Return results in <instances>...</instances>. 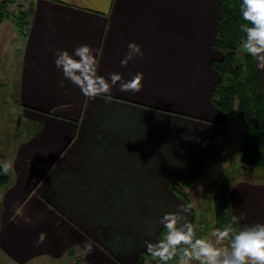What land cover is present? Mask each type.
Here are the masks:
<instances>
[{
	"label": "crops",
	"instance_id": "obj_1",
	"mask_svg": "<svg viewBox=\"0 0 264 264\" xmlns=\"http://www.w3.org/2000/svg\"><path fill=\"white\" fill-rule=\"evenodd\" d=\"M28 2L31 19L19 31L12 76L30 132L9 152L0 189V263L136 264L159 240L165 213L203 234L209 217L195 213L191 221L189 210L181 212L187 204L169 179L190 184L182 188L188 193L213 160L203 141H227V117L210 98L221 78L212 67L223 56L213 46L220 0ZM130 42L143 58L121 67ZM82 44L94 49L105 78L142 73V91L117 85L111 96H84L54 63L57 50ZM238 171L229 210L246 226L264 223V172ZM41 232L46 239L37 246Z\"/></svg>",
	"mask_w": 264,
	"mask_h": 264
},
{
	"label": "clouds",
	"instance_id": "obj_2",
	"mask_svg": "<svg viewBox=\"0 0 264 264\" xmlns=\"http://www.w3.org/2000/svg\"><path fill=\"white\" fill-rule=\"evenodd\" d=\"M241 12L243 20L248 22L240 26L245 34L241 51L255 59L258 69L264 70V0H243ZM128 49L121 60V67H126L128 61L135 56L143 58L140 45L130 42ZM55 55V66L62 71L64 78L89 99L111 96L117 85L118 91L133 94L139 93L144 87L142 73H137L129 80H124L119 73H110L107 78L99 75L94 49L87 44L76 47L71 53L57 50ZM10 168L8 162H0V169L4 174ZM190 207L181 205L180 211L187 212ZM181 219L183 217H178L176 213H165L160 223L167 230L166 235L163 239L146 245V251L163 264L172 260L184 245L188 247L183 249L179 264H188L192 260L199 264H264V223H255L242 230L231 226L218 229L214 233L215 240H209L200 237L194 239L197 233L191 223L186 222L184 227H178ZM239 219H243V216ZM45 239L46 234L41 232L35 244L42 245ZM221 243L225 245L222 248L218 246ZM84 247L88 254L93 251L90 243H86Z\"/></svg>",
	"mask_w": 264,
	"mask_h": 264
},
{
	"label": "trees",
	"instance_id": "obj_3",
	"mask_svg": "<svg viewBox=\"0 0 264 264\" xmlns=\"http://www.w3.org/2000/svg\"><path fill=\"white\" fill-rule=\"evenodd\" d=\"M7 1L10 0L0 1V23L5 16ZM242 3L243 0H220L221 17L216 22L217 32L213 46L221 51L223 56L220 60H214L212 67L221 78L214 84L210 98L227 118L236 113L242 122L240 167L247 171H264V90L255 59L241 51V42L245 34L240 26L248 23L242 17ZM31 14V7L26 6L19 11L18 20L15 21L19 31L27 26ZM218 145V142L210 139L203 141V147L212 154ZM8 177L9 174H4L0 169V189L7 184ZM169 184L174 193L188 204L182 188L190 184H184L173 177L169 179ZM229 188V182H223L212 197L215 227L223 230L231 226L236 230H242L248 226L237 219L234 220L235 217L228 207ZM166 231L164 228L161 229L159 240L164 238ZM156 259L158 258H153L149 253H141L136 264H147V260L151 262ZM79 263L84 264L83 261Z\"/></svg>",
	"mask_w": 264,
	"mask_h": 264
},
{
	"label": "rangeland",
	"instance_id": "obj_4",
	"mask_svg": "<svg viewBox=\"0 0 264 264\" xmlns=\"http://www.w3.org/2000/svg\"><path fill=\"white\" fill-rule=\"evenodd\" d=\"M27 4L30 7L28 0L7 1L5 16L0 25V162H8L9 152H11L12 148L15 147L22 137L28 136L30 132V128L27 130V126L21 120L18 113L17 87L12 76L16 59V54L13 53V50L20 47L19 43L22 41L15 21L18 20L19 11H22ZM242 137V122L236 113H233L227 118V141L225 140L224 142L223 140L222 144L214 148L213 160L208 166L206 174L190 182L193 184L185 195L188 197V204H186L189 205L191 203L192 206V209L189 208L191 219L195 217V213L197 216L205 213L209 217V228L195 238L200 237L213 240L212 236L208 238L211 233L216 232L213 230L211 232L210 230L212 226L210 221L211 216H213L215 221L212 197L223 182L227 181L231 185L241 178V173L238 171L240 170L241 157L238 144ZM263 176L264 174L262 173ZM242 177L246 178L247 175ZM183 188H186V186ZM184 202L186 201L184 200ZM191 221H194V219ZM214 221L212 222L215 227ZM215 230L218 229L216 228ZM218 246L222 248L225 245L221 243ZM187 247L185 245L180 249L177 255L167 264H179L183 249ZM146 263L149 264L150 261L148 262L147 260ZM188 264H199V262L192 260Z\"/></svg>",
	"mask_w": 264,
	"mask_h": 264
},
{
	"label": "built area",
	"instance_id": "obj_5",
	"mask_svg": "<svg viewBox=\"0 0 264 264\" xmlns=\"http://www.w3.org/2000/svg\"><path fill=\"white\" fill-rule=\"evenodd\" d=\"M194 239H195V237H194ZM1 255H2V252L0 249V258H1ZM149 264H163V262H161L159 259H156V260L151 261Z\"/></svg>",
	"mask_w": 264,
	"mask_h": 264
}]
</instances>
